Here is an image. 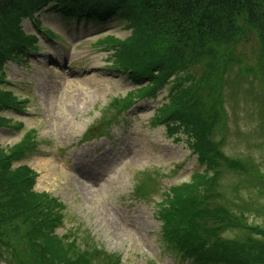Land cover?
I'll return each instance as SVG.
<instances>
[{
    "label": "rangeland",
    "instance_id": "374dc122",
    "mask_svg": "<svg viewBox=\"0 0 264 264\" xmlns=\"http://www.w3.org/2000/svg\"><path fill=\"white\" fill-rule=\"evenodd\" d=\"M36 19L53 34L46 36L36 28L37 20L25 18L22 31L35 37L36 48L7 56L0 71V90L18 101L14 108L0 110V151L28 143L29 149L12 165L30 167L36 173L34 191L58 202L59 220L52 225L51 239L69 245L63 260L83 255L86 264H108V258L112 264H195L199 249L205 264H230L231 254L217 243L233 251L264 242L258 231L264 230V70L254 41L239 45L234 55L253 73L245 74L237 63L226 69L223 104L230 119L228 126L220 123L212 132L224 155L238 159L242 167L221 166L216 194L209 201L231 220L220 228L185 218L180 236H190L195 247L185 250L166 239L162 206L168 205L174 186L189 194L195 188L199 198L205 185L194 175L205 166L187 132L159 116L175 80L147 93L149 89L141 90L128 71L115 65L111 41L131 35L126 21L76 25L48 12ZM203 65L199 62L179 77L193 71L200 75ZM145 94L152 96L140 97ZM111 119V126L99 128ZM24 250H12L23 262L0 256V264H31Z\"/></svg>",
    "mask_w": 264,
    "mask_h": 264
},
{
    "label": "trees",
    "instance_id": "16d2710c",
    "mask_svg": "<svg viewBox=\"0 0 264 264\" xmlns=\"http://www.w3.org/2000/svg\"><path fill=\"white\" fill-rule=\"evenodd\" d=\"M41 12L59 14L61 19L75 21L76 25L105 24L115 19L127 22L131 35L125 40L111 41L115 45V65L128 71L131 80L142 86L141 90L149 89L147 93L162 90L175 80L158 109L159 116L168 126L187 132L189 145L205 166L194 175L198 184L205 185L199 198L195 188L189 194L184 187L174 186L166 201L168 205L163 204L161 219L166 222V239L175 246L180 243L185 250L194 247L190 236H180L185 218L210 221L220 228L229 225V213L211 208L209 201L216 194L221 166L227 163L232 170L242 167L238 159L224 155L212 132L220 123L227 122L228 126L230 119L223 104L228 83L226 69L233 63L246 69L240 57H234L238 46L254 41L264 70V0H0V71L7 56L36 48L35 37L24 35L22 24L28 16L37 20ZM36 26L44 34H53L39 19ZM199 62L204 64L200 75L193 71L179 77L180 72L189 71ZM233 73L230 75L234 82ZM145 96L152 95L140 97ZM257 98L261 100L260 93ZM16 103L10 94L0 90V110L14 108ZM257 106L261 107L260 102ZM258 111L262 115V109ZM112 120H105L99 128L105 130L104 126H111ZM3 123L0 117V127ZM28 149V143L20 142L7 153L0 151V256L23 262L21 254L12 250L26 248L24 253L31 255V264H86L83 255L63 260L69 245L51 239L52 225L59 220L55 210L58 202L34 191L36 173L30 167L12 165ZM258 231L264 236V230ZM220 244L216 247L231 254L230 264H264V242L252 241L248 243L249 250L240 246L233 251ZM3 251L9 252V258H5ZM199 251L193 257L195 264H205L204 253ZM100 252L107 254L102 249ZM108 264H112L110 258Z\"/></svg>",
    "mask_w": 264,
    "mask_h": 264
},
{
    "label": "bare ground",
    "instance_id": "6f19581e",
    "mask_svg": "<svg viewBox=\"0 0 264 264\" xmlns=\"http://www.w3.org/2000/svg\"><path fill=\"white\" fill-rule=\"evenodd\" d=\"M101 167V166H100Z\"/></svg>",
    "mask_w": 264,
    "mask_h": 264
}]
</instances>
